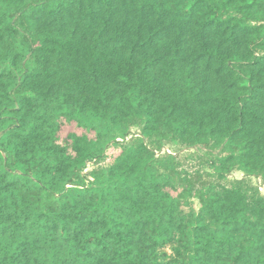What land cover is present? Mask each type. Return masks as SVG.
Instances as JSON below:
<instances>
[{
  "label": "trees",
  "instance_id": "1",
  "mask_svg": "<svg viewBox=\"0 0 264 264\" xmlns=\"http://www.w3.org/2000/svg\"><path fill=\"white\" fill-rule=\"evenodd\" d=\"M263 187L264 0H0V264H264Z\"/></svg>",
  "mask_w": 264,
  "mask_h": 264
},
{
  "label": "rangeland",
  "instance_id": "2",
  "mask_svg": "<svg viewBox=\"0 0 264 264\" xmlns=\"http://www.w3.org/2000/svg\"><path fill=\"white\" fill-rule=\"evenodd\" d=\"M70 132H76V133H82V129L79 128L75 122H65L63 125H62V129L60 131V136L61 138H66L67 135L70 133ZM119 153V150L118 149H115V148H111L109 150V157L107 159V162H110L112 160V158L117 155ZM193 163H196L195 161H192ZM106 162H102L101 164H99L98 166H91L89 168V170H92L93 168H97V167H101L105 164ZM264 188V187H263ZM199 207V204L197 205V208Z\"/></svg>",
  "mask_w": 264,
  "mask_h": 264
}]
</instances>
